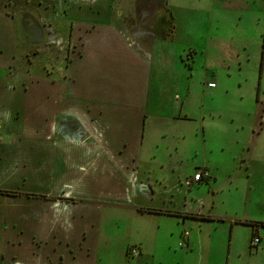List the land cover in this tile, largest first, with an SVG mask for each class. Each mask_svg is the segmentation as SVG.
<instances>
[{"label":"rangeland","instance_id":"1","mask_svg":"<svg viewBox=\"0 0 264 264\" xmlns=\"http://www.w3.org/2000/svg\"><path fill=\"white\" fill-rule=\"evenodd\" d=\"M102 8L131 29L168 35L166 45L184 67L174 59L169 68L177 66L170 70L178 79L172 91L186 89L178 111L187 116L153 121L139 157L143 170L163 182L152 181L154 193L139 183L132 202L214 219L184 222L129 204L84 206L90 254L84 247L66 260L30 250L24 259L8 246L2 264H264V227L240 222L264 220V0H0L2 52L11 48L19 60L30 54L24 71L53 65L59 78L72 52L84 51V17ZM197 167L213 182L208 176L193 183ZM253 230L261 237L257 245ZM140 239L141 254L131 256L128 249Z\"/></svg>","mask_w":264,"mask_h":264},{"label":"crops","instance_id":"2","mask_svg":"<svg viewBox=\"0 0 264 264\" xmlns=\"http://www.w3.org/2000/svg\"><path fill=\"white\" fill-rule=\"evenodd\" d=\"M109 10L84 17V51L72 52L59 78L53 65L24 71L30 54L19 60L0 44V264L8 246L24 259L30 250L76 258L89 246L84 206L129 204L142 213L145 206L132 202L137 185L146 182L154 193L152 181L163 182L143 170L139 157L153 121L187 116L178 111L186 89L172 91L178 79L170 70L177 66L169 68L174 59L184 67L166 45L168 35L149 27L138 33ZM208 174L203 180L212 183Z\"/></svg>","mask_w":264,"mask_h":264},{"label":"trees","instance_id":"3","mask_svg":"<svg viewBox=\"0 0 264 264\" xmlns=\"http://www.w3.org/2000/svg\"><path fill=\"white\" fill-rule=\"evenodd\" d=\"M264 61V49L262 50V57L261 63ZM142 211L154 212V213H165L169 215H176L181 216L183 218H198V219H205V220H212L214 219L210 214H199V213H185L182 211H173L170 209H156V208H140ZM222 220V219H221ZM241 223L251 224V225H260L264 226V220H256V219H246V221H240ZM256 231H253L252 235V242L256 245L258 242H254V238L258 237V234H254ZM261 240V238H259ZM138 247V246H137ZM136 256V255H135Z\"/></svg>","mask_w":264,"mask_h":264},{"label":"built area","instance_id":"4","mask_svg":"<svg viewBox=\"0 0 264 264\" xmlns=\"http://www.w3.org/2000/svg\"><path fill=\"white\" fill-rule=\"evenodd\" d=\"M208 85H209V86H213L214 83L210 82V83H208ZM0 138H1V136H0ZM196 170H197V171L193 174V177H192V180H193L194 182H198V181H200V180H203L204 177H207V176H208V172H207L204 168H202V167H197ZM258 241H259V238H258V237L254 238V242H258ZM139 252H140V251H139V247H137V246H132V247H130V248L128 249V253H129L131 256L138 255Z\"/></svg>","mask_w":264,"mask_h":264}]
</instances>
